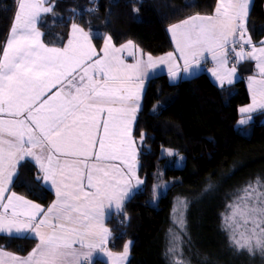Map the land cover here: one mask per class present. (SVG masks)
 Returning a JSON list of instances; mask_svg holds the SVG:
<instances>
[{
	"label": "snow or ice",
	"instance_id": "6c2138e0",
	"mask_svg": "<svg viewBox=\"0 0 264 264\" xmlns=\"http://www.w3.org/2000/svg\"><path fill=\"white\" fill-rule=\"evenodd\" d=\"M53 8L50 0H19L0 54V232L30 233L39 241L26 256L0 248V264H91L94 252L104 253L108 264H124L131 241L122 252L107 250L111 230L103 220L106 210L121 211L144 183L137 174L133 125L149 72L167 65L175 80L181 71L190 74L200 67L209 53L215 64L210 71L223 85L233 83L236 63L254 60L259 78H248L252 103L240 112L264 110V40L257 47L248 31L249 0H218L213 14L197 13L170 26L177 53L156 59L148 54L127 64L119 53L134 47L133 41L117 48L110 35L102 36L98 54L90 33L75 23L64 47L44 44L37 25ZM230 54L236 63L228 67ZM250 119L245 116L239 124ZM25 157L35 159L55 188L56 199L47 209L15 192L5 196ZM116 160L124 167L106 163ZM186 203L179 201L173 210L181 230ZM227 207L222 222L230 246L264 255V180L245 184ZM180 243L177 235L168 249L173 264H184L175 255Z\"/></svg>",
	"mask_w": 264,
	"mask_h": 264
},
{
	"label": "trees",
	"instance_id": "16d2710c",
	"mask_svg": "<svg viewBox=\"0 0 264 264\" xmlns=\"http://www.w3.org/2000/svg\"><path fill=\"white\" fill-rule=\"evenodd\" d=\"M13 1L0 0V54L16 12ZM55 2L39 27L49 47H64L75 23L98 46L104 43L102 36L110 35L115 45L131 40L145 54L158 56L173 49L170 25L197 13L212 14L218 0ZM249 29L257 41L264 36V0H254ZM240 69L242 79L228 87L218 86L205 71L179 82L164 74L149 81L135 128L144 186L108 221L111 250L122 252L131 241L127 264H173L168 249L177 235L181 243L175 255L184 264H264V258L247 252L238 257L222 222L238 190L257 177L264 180V114L255 115L250 132L237 125L241 107L251 102L245 78L255 66L249 62ZM169 149L172 155H167ZM181 155L185 159L179 166L175 160ZM154 186H159L155 199ZM13 189L44 206L55 199L31 162L21 166ZM181 200L187 202L183 230L174 223L178 215L173 212ZM36 244L31 237L0 234V248L21 256Z\"/></svg>",
	"mask_w": 264,
	"mask_h": 264
},
{
	"label": "crops",
	"instance_id": "0c3cea01",
	"mask_svg": "<svg viewBox=\"0 0 264 264\" xmlns=\"http://www.w3.org/2000/svg\"><path fill=\"white\" fill-rule=\"evenodd\" d=\"M253 3H254V0H249V16H248V24H247V27H248V31H249V33L251 34V37H252V41H253V43L256 44L257 47H259V46H260V43H259V42H260L261 40H264V36H263L260 40L257 41V40H255V38H254L252 32H251L250 29H249L250 15H251V11H252V8H253ZM213 13H214V12H213ZM213 13H212V14H213ZM209 15H211V14H209ZM181 21H182V20H181ZM181 21H178V22L173 23V24H178V23H180ZM173 24H172V25H173ZM170 26H171V25H170ZM170 26H169V28H170ZM39 30H40V29H39ZM71 31H72V30H71ZM85 31H86V30H85ZM87 32H88V31H87ZM169 34H170V37H171V39H172V36H171L170 31H169ZM41 40H42V42L45 44L44 39H43V35H42V37H41ZM172 41H173V40H172ZM91 43L94 45V47H95V49H96V52H97L98 54H102V49H103L104 43H103L102 45L98 46V44H96V43L93 41V39H91ZM112 44H113L115 47H117V48H119V47L121 46V45H115L114 42H113V39H112ZM125 44H126V43H125ZM133 44H134V47H132V48H130V49H124V50H122V51L119 53V56H120V57L125 61V63H127V64L135 63V61H136L137 59H144V60L147 59V55H148V54H145L144 52H142V50L139 48V46H137L134 42H133ZM123 45H124V44H123ZM246 50H250V47H247V46H246ZM130 51L133 52L134 55H129V52H130ZM170 52L177 53V49H176V46H175V43H174V42H173V49H172ZM166 54H167V53H166ZM166 54L158 55V56H153V55H151V56H152L154 59H156V58H159V57L166 56ZM205 55L207 56V59L201 61L200 67H198V68H194L190 74L181 71L180 75H179L175 80H173V79H171V78L169 77V75H168V70H167V65H159L155 70H152V71L149 72L148 78L145 79L144 84H143L142 100H141L140 111L137 113L136 121L134 122V125H133V135H134V137H135V128H136V124H137V121H138V117H139V115H140V112L143 110V100H144V95H145L146 87H147L149 81H150L152 78H154V77H156V76H158V75H162V74H164V75H167V76H168V78H169L170 81H172V82H179V81H181V80H183V79L192 78V77H194V76L200 74L201 72H204V71H205V72H207V73L211 76V78L213 79V81H214L218 86H220V87H228V86H233V85H235L239 80L242 79V73H241V69H240L241 66H243L245 63L247 64V63H249V62H253L254 66H255V71H254V73H253L252 75H250V76H256L257 78H259V71H258V69L256 68V61H254V60H250V59H249V60H244V61H242V62L236 63L234 56H233L232 54H230V55H229V64H228V67H231L232 64L236 63L237 71H236L235 75L232 77V79H233V83L228 84L227 81H225L224 84L221 85L220 82H219V80H217V78H216V77L212 74V72L210 71V69H213V68L215 67L214 62L211 60V55H210L209 53H206ZM95 58H96V57H93V59H95ZM176 60L179 62L180 66H181V68H182V67H183V61L179 58L178 55L176 56ZM250 76H248V77L245 78V81H246V84H247L248 89H249V80H248V78H249ZM58 87H59V86H58ZM53 91H56V89H53ZM249 92H250V96H251V102H250L249 104H251V103H252V93H251L250 90H249ZM249 104H247V105H245V106H243V107H241V108H245V107H247ZM261 113L264 114V110H256V111H254V112H252V113H241V118H242L243 116H251V119L249 120V123H248V124H251V123L254 121V119H255V115H257V114H261ZM6 138H7V137H6ZM135 139H136V137H135ZM136 140H137V139H136ZM137 148H138V161H139V165H138V173H137V174H138L139 178H140L141 180L144 181V179L142 178L141 173H140V169H141V162H140L141 152H140V146H139V144H138V141H137ZM62 159H64V158L62 157ZM27 162H29V163L31 162L33 165H35V167L37 168V170H38V172H39V176H40V178L42 179L44 185H45L47 188H49L50 190H52V191L54 192V194H55V188L50 184V182H46V181L43 179L44 173L42 172V170H41V168H40V165L35 161V159H34L33 157H25V158H24L23 160H21L20 163L17 165L16 173H15V175H14L13 178H12V182H11V184L8 186V187H9V192H6V193H5V196L9 195L11 192H15L18 196H22V197H24V196L21 195L19 192L15 191V190L13 189V186H14L15 181H16L17 178H18V174H19V171H20L21 166H22L23 164L27 163ZM89 163H91V161H89ZM106 163H108V164H121V167H124V165H123V164L121 163V161H119V160H116V161H107ZM143 186H144V183L139 187V189L134 190V192H133V194L130 196V198H128V199H126V200L124 201V203H123V207H122V210H123L125 204H126V203H127L132 197H133V195H134L136 192H138L140 189H142ZM24 198H26V197H24ZM26 199H27V200H30V199H28V198H26ZM55 199H56V195H55ZM55 199H54V200H55ZM54 200H53V201H54ZM30 201H32V200H30ZM33 202H34V201H33ZM35 203H36V202H35ZM37 204H38V203H37ZM51 204H52V203H51ZM51 204H50V205H51ZM39 205H41V204H39ZM50 205H48V206L41 205V206H42L44 209H47ZM122 210H121V211H117V210H115L114 208H113V209H110V210H106L105 217H104V220H103V224H104V226L107 227L108 229H110L109 226H108V221H109V219H111V217H113L114 215L119 214L120 212H122ZM0 234H4V235H8V236H23V237H31V238L35 239V240L37 241V243L39 242L38 239L34 238L30 233H21V234H13V235H9V234H7V233L0 232ZM111 237H112V233H111V235H110V237H109V239H108V241H107L106 248H107V250H109V251H111V252H114V251L111 250L110 247H109V242H110V240H111ZM2 249H3V248H2ZM4 250H6V249H4ZM130 250H131V244H130V246H129V253L131 252ZM6 251L11 252V251H9V250H6ZM13 253H14V252H13ZM114 253H118V252H114ZM16 254H17V253H16ZM17 255H19V254H17ZM20 256H21V255H20ZM24 256H26V255H24ZM97 260H101V261L105 262L106 264H108V258H107V256H106L104 253L94 252L93 255H92V257H91V264H94L95 261H97ZM128 261H129V260H128ZM124 264H125V263H124Z\"/></svg>",
	"mask_w": 264,
	"mask_h": 264
},
{
	"label": "rangeland",
	"instance_id": "374dc122",
	"mask_svg": "<svg viewBox=\"0 0 264 264\" xmlns=\"http://www.w3.org/2000/svg\"><path fill=\"white\" fill-rule=\"evenodd\" d=\"M12 2H14L13 0H12ZM50 3L51 4H53L54 5V8H53V10H55V4H56V2H55V0H50ZM18 4H19V0H15V9H16V11H17V8H18ZM53 12V11H52ZM51 14V13H50ZM50 14H44V15H42V17H41V20H40V22L38 23V28L40 27V24L43 22V19H44V17H46V16H49ZM14 18V17H13ZM40 29V28H39ZM40 31L42 32V30L40 29ZM43 33V32H42ZM9 36H10V33H9ZM9 38V37H8ZM91 39H93V37L91 36ZM6 44V43H5ZM4 44V45H5ZM245 116H243L242 118H244ZM242 118H240V120L242 119ZM239 120V121H240ZM239 121H238V123H237V125H238V127H241L242 128V130H243V132H250V130H251V126L250 125H248V123L247 124H239ZM166 152H167V155H169L168 154V150H166ZM166 155V154H165ZM184 159H185V156L184 155H181V157L179 158V159H176L175 160V163L177 164V165H179V166H182L183 165V161H184ZM174 162L172 161L171 162V164H173ZM165 190L166 189H162V192L164 191L165 192ZM179 205H177V207H178ZM176 207V208H177ZM184 211H185V209L184 210H182V214L184 215ZM177 215H179V214H177ZM184 218V217H183ZM227 237H228V235H226ZM248 256H250V257H252V258H264V255H261L260 253H256V254H254V255H249L248 254ZM130 257H131V255H130V253H129V255H128V257H127V259H126V261L124 262L125 264H127V262H128V260L130 259ZM238 257H241V252H238ZM238 264H241V260L239 261V263Z\"/></svg>",
	"mask_w": 264,
	"mask_h": 264
}]
</instances>
